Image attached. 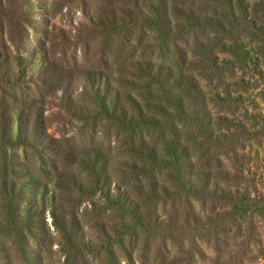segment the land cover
Masks as SVG:
<instances>
[{"label": "rangeland", "instance_id": "obj_1", "mask_svg": "<svg viewBox=\"0 0 264 264\" xmlns=\"http://www.w3.org/2000/svg\"><path fill=\"white\" fill-rule=\"evenodd\" d=\"M147 1L119 0L116 15L123 16L121 10L128 5L133 11L147 13ZM97 3L0 0L1 69L4 72L7 64L10 72H16L15 63H19L22 72L29 73V78L20 82L0 77V115L6 113L11 121L7 131L16 135L17 115L21 113L26 129L23 135L29 140L24 145L2 143L1 139L6 141L8 137L0 134V264H158L160 252L175 264H184L187 256L177 252L175 242L168 245L167 251L162 248V236L171 234L169 231H158L154 238L144 234L131 238L130 227L134 226L128 216L107 201L104 193L90 191V169L79 166L82 160L97 161L104 166L103 190L106 185L111 190L126 189L127 179L113 166L127 157L130 132L116 130L100 113L87 85L99 82L102 95L109 99L112 79L120 65L134 69L136 60L149 59L171 73L179 69L171 49L159 45L155 34L140 29L139 24L112 34L99 22L91 26L84 8L93 9ZM186 40L187 44L181 42L185 58L193 44L191 36ZM201 83L204 89L205 82ZM257 87L264 85L258 82ZM249 90L257 109L264 111L256 95L259 90ZM133 93L142 107L145 102L138 92ZM213 106L223 111L219 105ZM34 130L36 135L31 137ZM139 133L136 129V136ZM142 135L145 142L160 148L162 136L158 131L146 129ZM18 181L23 182V190L11 191L10 184ZM80 181L86 188L79 192L75 187ZM26 202H33L31 209H27ZM158 203L148 201L146 208L152 213L161 212L162 202ZM196 211L202 215L199 204ZM246 216L236 218L239 228L232 227L229 234L235 237L237 232L235 241L248 239L244 241L245 252L240 254L230 245L234 240H230L224 250L234 247L233 253H216L191 234L201 252L184 242L183 248L192 253L186 264H264V218ZM72 229L76 242L67 244L65 235Z\"/></svg>", "mask_w": 264, "mask_h": 264}, {"label": "trees", "instance_id": "obj_2", "mask_svg": "<svg viewBox=\"0 0 264 264\" xmlns=\"http://www.w3.org/2000/svg\"><path fill=\"white\" fill-rule=\"evenodd\" d=\"M118 2L98 0L93 9L83 7L91 26L99 22L112 34L139 24L140 29L155 34L159 45L171 49L179 69L171 73L149 59L136 60L134 69L120 65L109 99L102 95L99 82L87 85L100 113L116 130L130 132L127 157L113 166L127 179L126 189L111 190L104 184L103 190V164L82 160L79 166L90 169L92 184L88 188L104 193L107 201L128 216L134 226L130 227L131 238L171 232L162 236V248L167 251L175 242L177 252L189 256L184 264L192 257L191 251L183 248L184 242L201 252L193 236L224 255L234 252V247L224 250L234 240L230 245L241 254L248 239L235 241L239 236L236 231L235 237L229 236L232 227L239 228L236 218H264V111H259L249 96V88L258 89L256 95L264 107V88L257 87L258 82L264 85V0H148L147 13L133 11L128 5L121 10L123 16L116 15ZM189 36L193 44L185 58L181 42L187 44ZM15 65L16 72H10L7 64L3 72L0 66V77L13 82L29 78L27 70L22 72L20 64ZM133 92L145 102L142 107ZM0 117L4 119L0 134L8 137L1 139L2 143H29L23 135L26 129L21 113L12 136L7 131L9 116L2 113ZM136 129L140 136H136ZM146 129L162 136L160 148L145 142L142 131ZM35 135L36 130L31 132V137ZM22 183H11V191H22ZM84 188L80 181L75 190ZM148 201L157 205L161 201L162 211H148ZM32 203H25L27 209ZM198 204L202 215L196 211ZM65 238L67 244L76 242L73 229ZM158 255V264H175L167 254Z\"/></svg>", "mask_w": 264, "mask_h": 264}]
</instances>
